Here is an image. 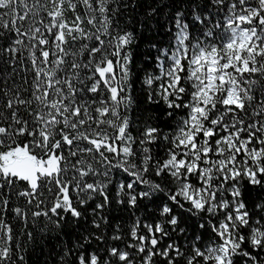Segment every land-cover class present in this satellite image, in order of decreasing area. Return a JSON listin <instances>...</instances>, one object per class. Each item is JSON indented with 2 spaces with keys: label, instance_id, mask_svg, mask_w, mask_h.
I'll list each match as a JSON object with an SVG mask.
<instances>
[{
  "label": "snow or ice",
  "instance_id": "obj_1",
  "mask_svg": "<svg viewBox=\"0 0 264 264\" xmlns=\"http://www.w3.org/2000/svg\"><path fill=\"white\" fill-rule=\"evenodd\" d=\"M39 240L264 264V0H0V264Z\"/></svg>",
  "mask_w": 264,
  "mask_h": 264
},
{
  "label": "trees",
  "instance_id": "obj_2",
  "mask_svg": "<svg viewBox=\"0 0 264 264\" xmlns=\"http://www.w3.org/2000/svg\"><path fill=\"white\" fill-rule=\"evenodd\" d=\"M160 39H163L164 37H159ZM143 50V46L141 47V51ZM154 208V206H152ZM145 215H147V212H145ZM55 241H45V240H39V242L35 245H29V249L34 248V252H32V261L31 264H43V261L48 259L47 253L51 249V245L54 244ZM41 249H43V254L41 252Z\"/></svg>",
  "mask_w": 264,
  "mask_h": 264
}]
</instances>
